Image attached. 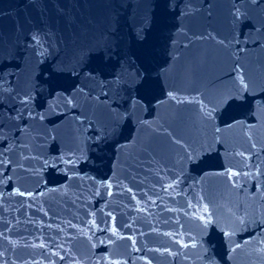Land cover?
<instances>
[{
  "label": "water",
  "instance_id": "water-1",
  "mask_svg": "<svg viewBox=\"0 0 264 264\" xmlns=\"http://www.w3.org/2000/svg\"><path fill=\"white\" fill-rule=\"evenodd\" d=\"M0 264H264V0H0Z\"/></svg>",
  "mask_w": 264,
  "mask_h": 264
}]
</instances>
